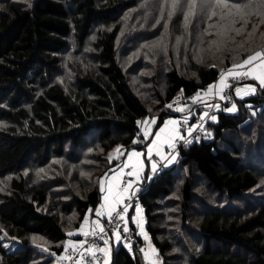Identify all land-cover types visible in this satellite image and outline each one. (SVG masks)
Wrapping results in <instances>:
<instances>
[{"label":"trees","instance_id":"trees-1","mask_svg":"<svg viewBox=\"0 0 264 264\" xmlns=\"http://www.w3.org/2000/svg\"><path fill=\"white\" fill-rule=\"evenodd\" d=\"M140 2L0 0V176L13 174L0 195V264H57L70 232L102 203L101 180L121 159L116 151L145 146L142 119L158 116L157 128L181 114L167 106L175 95L206 90L262 48L245 43L236 53L228 43L213 63L194 55L193 39L179 60L163 52L159 65H144L149 69L141 76L153 83L155 99L146 100L119 55L122 32L138 36L124 16ZM166 2L151 3V10ZM138 67L141 57L130 68ZM65 68L69 77L59 81ZM233 94L208 122V134L182 147L177 161L161 169L141 197L163 264H264V184L253 206H246L248 198L242 209L233 202L250 196L264 179V86L242 98ZM37 167L38 184L24 173ZM178 167L187 170L175 199L181 226L196 223L189 233L195 232L197 242L184 243L176 256L169 254L170 241L161 239L156 209L171 194ZM196 174L226 200L221 207L205 204L197 220L190 213ZM147 175L148 170L145 181ZM126 249L113 246L106 264H147L136 246Z\"/></svg>","mask_w":264,"mask_h":264},{"label":"rangeland","instance_id":"rangeland-1","mask_svg":"<svg viewBox=\"0 0 264 264\" xmlns=\"http://www.w3.org/2000/svg\"><path fill=\"white\" fill-rule=\"evenodd\" d=\"M160 1L163 0H156L152 2H149V0H141L137 8L127 11L124 16V23L128 24L130 21H133L136 25L135 27L138 32V36L135 39L128 38L129 34L124 30L119 39L120 60L126 70L129 69V74L136 92L142 95L146 100L153 101L155 99L153 98L150 88L153 83L146 81L141 76L148 72L149 69V66L145 68L144 65H147L149 62H152L153 65H159L160 60L162 59V57L159 56L163 52L167 56L170 52H172L175 59L179 60V58L182 57V54L188 52L190 46L189 42H191L192 39L194 55L197 52L196 55L198 59L204 58L203 60L208 61V63H213L215 59L220 61L221 57H223L228 51V43L233 44L231 48L235 50L236 53H240L244 50V47L246 46L245 43H258V45L262 48L257 51L264 52V10L257 13V9L255 7V5L259 4L260 0H226V2L225 0H221V3L219 4H215V0H213V3L215 4L214 11L216 14L212 15L211 19L208 18L209 15H211L210 10L206 13L200 11L199 0H197V6L191 11L187 6L188 0H180V3L175 9L172 7V0H167L166 4H158L156 9L152 8L151 10V3ZM234 4L240 5V7H233L232 5ZM170 12L172 13L171 16H169ZM185 14H188L187 21H185ZM236 29H241V32L237 34L235 31ZM177 38H179V42H177ZM186 39L188 40L186 41ZM213 41H216V43L213 44ZM127 48L130 49L127 50ZM139 57H141L142 68L138 67L137 69L131 70V65L134 62L136 63ZM183 59L186 60L187 58L183 57ZM262 60H264V58L257 59L253 63L262 64ZM244 66H247V68H242H246V71L252 77L256 75L257 70L255 65L248 64ZM63 73L64 76H58L59 81H63L64 77L66 78V75L67 78L69 77V72L66 68ZM232 74L233 73L229 76ZM160 82L163 84V81ZM258 85L261 87L264 86V84L257 82L253 77L252 81L240 84L237 92H241L239 95L245 97L256 93ZM239 95H237V97L242 98ZM205 114L206 110L201 113V116H204ZM154 118L155 123H157L158 116H154ZM196 127L197 123H192V128ZM248 158L249 155L247 151L243 154V160L245 163ZM253 163H256V159ZM24 173L26 175H30L33 183H40V167L26 170ZM175 173L176 179L172 186V192L168 199L162 201V206H158L156 211L161 217V222H159L162 228V233H160L161 239L163 241H170L171 245L169 254L177 256L182 255L184 243L195 245L197 239L195 232L189 233L192 225L196 223L193 222L191 224L190 222V228H183L181 226V218L178 214L180 211V205H178V201L175 200L180 199L179 191L187 174V170L178 167ZM12 176L13 174L0 176V195L2 193L5 194L8 190L9 185L11 184L10 180ZM263 184L264 179H261L260 183L251 190L250 196L242 198L240 202L233 200L234 205L242 204L240 207L242 209L245 207V199L248 198L249 202L246 203V206H253L255 203L253 200L258 198L259 194H262ZM194 185L195 195L190 213H192L195 220H197L201 216L202 212H204L205 204H210L213 207H221L226 204L224 196L216 193L213 188L208 185L207 181L199 174H196ZM201 202L206 203L201 205ZM144 217L145 220L142 221V224L147 226V216ZM90 226L91 219L88 218L82 224L80 229L81 231L85 229V231L89 233ZM146 232L147 234L145 240H149L151 249L157 254L155 258L157 259V262L154 264H163L159 249H157V247L151 242L148 231ZM129 250L130 249H128V251ZM147 259V264H150V261ZM108 262H110V258L107 263Z\"/></svg>","mask_w":264,"mask_h":264},{"label":"crops","instance_id":"crops-1","mask_svg":"<svg viewBox=\"0 0 264 264\" xmlns=\"http://www.w3.org/2000/svg\"><path fill=\"white\" fill-rule=\"evenodd\" d=\"M252 64L256 66L257 70L256 75L253 77L257 82H260L261 79H264V63ZM234 70L235 69H231V73H233ZM229 75V71L223 73L220 79L211 85V87L204 90L193 103L180 107L178 111H180L181 114L166 119L165 122L157 128H154L156 126L154 117H146L142 119L140 134L143 135L146 140L145 146L139 149L134 147L130 149L119 148L116 151L115 158L120 157L121 159L101 180L102 203L96 208L93 215L90 217V232L88 233L85 229L81 231L80 227L82 225L73 230L70 232V238L67 240L68 246L73 243H80L89 237L94 230L97 228L101 229L104 226V221L102 220H104L108 213L112 212L119 205V203L122 202L126 195L134 193L141 188L142 184L145 182L144 175H146V171H149V169L153 166V162L150 159L152 153H157L161 158L166 159V166H170L177 161L178 156H170V150L173 148L176 138L184 132H189L192 127V118L195 114L201 115V113L205 112V110L206 112L208 111V108L211 107L215 101L214 91L222 90L229 85ZM237 90L238 86H235L234 93L236 95L241 94V92H237ZM239 96L242 97L241 95ZM218 106L219 105L216 107ZM220 109L221 106H219L216 110ZM161 129H163V131H161ZM130 165L134 166L133 174L139 178V182L131 185L123 191H120L118 187L124 181V177L126 176V167ZM97 212L100 214L97 215ZM144 216H146L144 215V211L137 209L132 213L131 219L136 227V230L145 240L147 230L146 226L142 224V221L145 220ZM145 241L148 242L149 240ZM147 246L148 248L144 254L147 256V260L150 261V264H154L157 262V259H155L157 254L151 249L149 242ZM108 248V255L111 256L110 251L112 250V247L109 246ZM109 256L108 259L111 258Z\"/></svg>","mask_w":264,"mask_h":264},{"label":"built area","instance_id":"built-area-1","mask_svg":"<svg viewBox=\"0 0 264 264\" xmlns=\"http://www.w3.org/2000/svg\"><path fill=\"white\" fill-rule=\"evenodd\" d=\"M246 68H242L240 71L232 74L229 78V85L226 88L214 91L215 101L211 107L208 108V111L204 116H201L200 114L196 115L192 122L197 123L196 128L191 127L189 132H184L176 138L175 144L170 150L171 157L179 156L182 147L193 143L208 134L209 130L207 124L212 119L216 109L221 106L222 103L231 102L233 100V86L252 80L253 77L246 71ZM203 91L198 90L190 96L177 94L168 101L167 106L171 110H178L180 107L191 104L203 93ZM169 105H171V107H169ZM217 105L219 106L216 107ZM150 159L153 162V166L148 171L146 181L142 184L140 189L134 193L126 195L122 202L119 203L112 212L108 213L103 222L104 226L102 228L104 231L96 229L89 237L83 240V244L80 242L67 246L64 253L59 257L57 264H106L109 256V246L112 248L113 246H123L130 250L136 246L143 253L147 250L148 243L136 230L131 216L134 210H142L141 197L153 187L156 183L158 173L167 165L166 159L161 158L157 153H152ZM133 169V165L126 167V176L124 177V181L118 187L120 191L139 182V178L133 174ZM100 249H104V251H100ZM111 252L112 250L110 253Z\"/></svg>","mask_w":264,"mask_h":264},{"label":"snow or ice","instance_id":"snow-or-ice-1","mask_svg":"<svg viewBox=\"0 0 264 264\" xmlns=\"http://www.w3.org/2000/svg\"><path fill=\"white\" fill-rule=\"evenodd\" d=\"M225 2H226V0H225ZM179 3H180V0H172L173 9H175ZM219 3H221V0H215V4H219ZM215 4L213 3V0H199L200 11L206 13L207 11L210 10L211 15H209L208 18L211 19V16L216 14L214 11ZM187 6H188L189 10L191 11L192 9H194L197 6V0H188ZM232 6L236 7V8L240 7V5H237V4H234ZM255 7L257 9V13L261 12V10H264V0H260L259 4L255 5ZM181 10H183V9H181ZM171 15H172V13L170 12L169 16H171ZM187 19H188V14H185V21H187ZM235 31L237 34H239L241 32V29H236ZM177 42H179V38H177ZM212 43L215 44L216 41H213ZM261 58H264V52L257 51L253 55L247 56V58L244 59L241 64H237L235 66L236 67H243L244 65L252 64L254 61H256L257 59H261ZM262 63H264V60H262ZM229 73L231 74V69H229ZM260 82L262 84H264V79H261ZM169 107H171V105H169ZM161 131H163V129H161ZM99 214L100 213L97 212V215H99ZM101 231H104V229L101 228ZM70 235H71V233H70ZM81 244H83V241H81ZM100 251H104V249H100Z\"/></svg>","mask_w":264,"mask_h":264},{"label":"bare ground","instance_id":"bare-ground-1","mask_svg":"<svg viewBox=\"0 0 264 264\" xmlns=\"http://www.w3.org/2000/svg\"><path fill=\"white\" fill-rule=\"evenodd\" d=\"M184 108H185V107H184ZM195 115H196V114H195ZM102 221H104V220H102ZM81 227H82V226H81ZM97 229H98V228H97ZM148 242H149V241H148ZM148 242H147V243H148ZM147 248H148V246H147Z\"/></svg>","mask_w":264,"mask_h":264},{"label":"clouds","instance_id":"clouds-1","mask_svg":"<svg viewBox=\"0 0 264 264\" xmlns=\"http://www.w3.org/2000/svg\"><path fill=\"white\" fill-rule=\"evenodd\" d=\"M140 124H141V122H140Z\"/></svg>","mask_w":264,"mask_h":264}]
</instances>
